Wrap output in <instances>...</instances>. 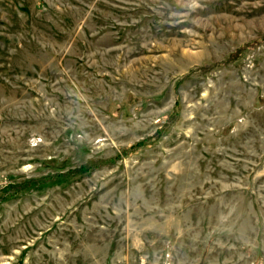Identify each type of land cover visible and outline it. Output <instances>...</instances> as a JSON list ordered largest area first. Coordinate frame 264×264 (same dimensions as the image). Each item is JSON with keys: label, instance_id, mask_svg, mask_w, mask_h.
<instances>
[{"label": "rangeland", "instance_id": "1", "mask_svg": "<svg viewBox=\"0 0 264 264\" xmlns=\"http://www.w3.org/2000/svg\"><path fill=\"white\" fill-rule=\"evenodd\" d=\"M0 264H264V0H0Z\"/></svg>", "mask_w": 264, "mask_h": 264}, {"label": "bare ground", "instance_id": "2", "mask_svg": "<svg viewBox=\"0 0 264 264\" xmlns=\"http://www.w3.org/2000/svg\"><path fill=\"white\" fill-rule=\"evenodd\" d=\"M173 46V45H172ZM172 49V47H170ZM151 49V48H150ZM172 51V50H171ZM185 52V51H184ZM161 63V62H160Z\"/></svg>", "mask_w": 264, "mask_h": 264}]
</instances>
